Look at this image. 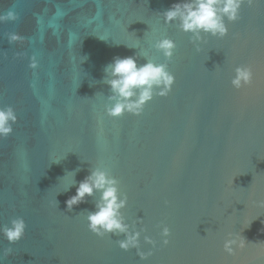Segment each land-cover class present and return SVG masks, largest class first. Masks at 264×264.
<instances>
[{
    "label": "water",
    "instance_id": "water-1",
    "mask_svg": "<svg viewBox=\"0 0 264 264\" xmlns=\"http://www.w3.org/2000/svg\"><path fill=\"white\" fill-rule=\"evenodd\" d=\"M175 2L0 0L16 17L0 21V107L17 115L0 137V227L26 223L12 244L0 233V264H264V0H242L227 34L206 36L199 52L164 23ZM12 33L21 39L9 43ZM163 37L176 44L167 61L152 46ZM134 53L167 63L174 83L141 114L108 116L104 66ZM244 65L252 81L236 89ZM91 167L117 179L125 222L143 218L145 259L119 248L122 235L88 229L91 197L66 209ZM229 234L246 240L231 255Z\"/></svg>",
    "mask_w": 264,
    "mask_h": 264
},
{
    "label": "clouds",
    "instance_id": "clouds-1",
    "mask_svg": "<svg viewBox=\"0 0 264 264\" xmlns=\"http://www.w3.org/2000/svg\"><path fill=\"white\" fill-rule=\"evenodd\" d=\"M241 3L242 0H178L160 14L165 24L175 23L182 32L189 33V42L199 52L202 43L206 42V36L222 38L227 34L228 27L225 20L234 22L240 18ZM15 18L11 10L0 14V21ZM18 39L21 37L17 33H12L8 37L9 43ZM152 46L160 51L167 61L171 59L176 44L171 38L163 37L155 40ZM138 55L136 53L131 56L117 55L104 66L103 83L109 89L106 96L109 103L105 104L108 116L118 117L124 113L139 115L146 102L152 100L154 95L166 96L171 90L175 77L168 70L167 63L155 62L144 57L145 62L139 64ZM31 66L35 67V58ZM233 72L230 82L234 88L240 89L251 83L253 73L249 66H236ZM16 121L17 115L11 106L0 107V137L10 135ZM79 170L77 168L68 174L74 176ZM73 181L72 185H76L75 194L65 201L68 211H71L73 206L86 202V197H91L93 209L86 212V220L87 227L92 233L100 237L106 234L117 237L122 235V239L116 240L119 248L125 251L135 248L141 260L151 255V250L145 252L139 246L144 229L143 227L137 229L136 223H140L143 218L138 217L131 225L125 222L121 209L127 204V196L119 191L118 181L114 176L103 168L91 167L82 180L78 183ZM68 189L69 187L65 191ZM257 203L264 207V200H259ZM56 205L58 206L57 200ZM25 230L26 223L23 217L19 216L12 218L8 225L0 227V233L9 244L19 241L25 235ZM169 231L167 226L161 229L163 244L168 243ZM143 239L146 243L155 245V241L150 236L144 235ZM245 243V238L239 240L229 234L223 242V248L231 255L236 248L244 247Z\"/></svg>",
    "mask_w": 264,
    "mask_h": 264
}]
</instances>
